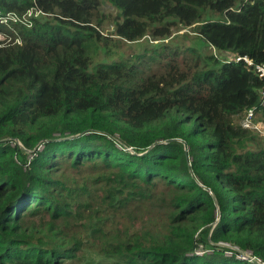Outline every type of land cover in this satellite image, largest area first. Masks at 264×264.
Listing matches in <instances>:
<instances>
[{
	"label": "trees",
	"instance_id": "obj_1",
	"mask_svg": "<svg viewBox=\"0 0 264 264\" xmlns=\"http://www.w3.org/2000/svg\"><path fill=\"white\" fill-rule=\"evenodd\" d=\"M0 35V264H264V0H0Z\"/></svg>",
	"mask_w": 264,
	"mask_h": 264
},
{
	"label": "rangeland",
	"instance_id": "obj_2",
	"mask_svg": "<svg viewBox=\"0 0 264 264\" xmlns=\"http://www.w3.org/2000/svg\"><path fill=\"white\" fill-rule=\"evenodd\" d=\"M8 17L10 18V20H13V21H15L18 18L15 15H10ZM192 31L193 30L190 29V28L176 30L175 33L172 35L173 41L174 42H178V43H180V44H182L184 46H192L193 43H194V40H195V34ZM0 40H3V36L2 35H0ZM147 45H150V47H152L155 44L153 42H150ZM133 47L135 48V50H139L141 48L140 46H137L136 44L133 45ZM128 53L129 52H127V54ZM220 55H222V57H224V58H232L231 54L221 53ZM259 119L262 120L261 118H259ZM261 141H263V140H261ZM45 219H47V217ZM219 246H226V245L225 244H219ZM201 250H203V249L199 248L200 253H202ZM225 254L226 255H230L228 252H226ZM246 255L250 256V253L246 252ZM79 258L80 259H78V261H72V262H70V264H86L89 261H92L93 259L94 260L98 259V257L94 254V252H91L90 250H88L87 247H84V248L81 249V255H80ZM257 261L259 262V260H257Z\"/></svg>",
	"mask_w": 264,
	"mask_h": 264
},
{
	"label": "built area",
	"instance_id": "obj_3",
	"mask_svg": "<svg viewBox=\"0 0 264 264\" xmlns=\"http://www.w3.org/2000/svg\"><path fill=\"white\" fill-rule=\"evenodd\" d=\"M240 59H242L247 66H250V67L252 66L254 68V70L258 73V76L262 79L263 88L261 89L260 96L262 98V102L264 103V63L263 64H254L250 59H248L246 57H242V58L237 57L236 61H239ZM252 116H253L252 111L248 110L247 113L244 114L243 118L240 121L241 126L244 128H247V129L257 130L261 134L264 135V129L256 126L257 124H255L252 121ZM239 257L241 259H245V260L248 259L250 261H257V259L255 257H253L251 255L250 256L246 255V252L239 254Z\"/></svg>",
	"mask_w": 264,
	"mask_h": 264
}]
</instances>
